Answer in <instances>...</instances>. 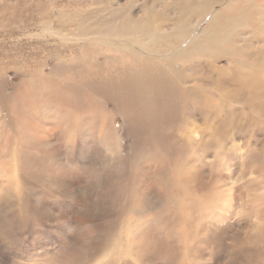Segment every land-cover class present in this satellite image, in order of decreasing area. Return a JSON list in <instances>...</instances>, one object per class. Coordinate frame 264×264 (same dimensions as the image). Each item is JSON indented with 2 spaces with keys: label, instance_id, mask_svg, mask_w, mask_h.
Here are the masks:
<instances>
[{
  "label": "rangeland",
  "instance_id": "obj_1",
  "mask_svg": "<svg viewBox=\"0 0 264 264\" xmlns=\"http://www.w3.org/2000/svg\"><path fill=\"white\" fill-rule=\"evenodd\" d=\"M91 8L0 0V264H264V44L241 52L260 90L233 93L254 98L203 87L232 66L209 57L181 87L226 105L164 108L126 99L123 66L69 35Z\"/></svg>",
  "mask_w": 264,
  "mask_h": 264
},
{
  "label": "bare ground",
  "instance_id": "obj_2",
  "mask_svg": "<svg viewBox=\"0 0 264 264\" xmlns=\"http://www.w3.org/2000/svg\"><path fill=\"white\" fill-rule=\"evenodd\" d=\"M85 1L91 2L92 8L81 12L84 15L79 22L78 32L69 35L79 37L81 47L89 49L99 65L102 62L99 57L105 56L104 63L117 64V68L123 66L119 89L127 93L126 99L164 108H175L184 103L203 104L207 99L226 105L220 99L195 91L194 87L186 90L181 87L193 86L195 80L189 79V75L194 72L198 74L209 57L228 56L232 66L227 69L215 68V71L203 70L204 75L197 79L202 81L203 87L223 89L222 92L233 104L236 99L246 102L248 98L255 97L233 96L242 81H245V93L260 90L253 73H244L250 63L241 59L244 55L241 52L251 42L264 44V0H247L245 7L233 14L226 12L238 0ZM222 5L223 10H218ZM206 18L209 21L200 30ZM57 32L66 39L70 37ZM105 48L121 52L131 59L107 56L104 54ZM183 124L190 129L195 125L189 124L187 119ZM210 131L213 128H204L195 134L204 139ZM193 139L200 150L210 148L205 142ZM104 146L108 153L117 150L111 144ZM213 148L218 147L215 145ZM15 171L19 175L17 167Z\"/></svg>",
  "mask_w": 264,
  "mask_h": 264
}]
</instances>
